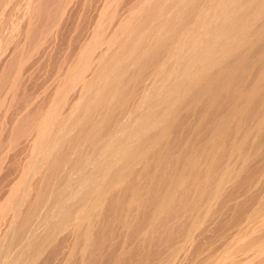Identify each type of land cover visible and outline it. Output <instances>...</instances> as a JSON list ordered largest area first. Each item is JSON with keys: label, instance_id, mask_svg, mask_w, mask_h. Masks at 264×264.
Listing matches in <instances>:
<instances>
[{"label": "rangeland", "instance_id": "rangeland-1", "mask_svg": "<svg viewBox=\"0 0 264 264\" xmlns=\"http://www.w3.org/2000/svg\"><path fill=\"white\" fill-rule=\"evenodd\" d=\"M158 1L162 2V4H161V2L159 3L158 8H160V11L163 12L164 10L167 9V7L169 6V3L171 4V2L175 3V2H180V1H184V0H178V1L177 0H170L171 2L169 0H165V1L164 0H157V1L156 0H149V1L148 0H0V238H1L0 239V250H1L0 251V264H16V263L17 264H137V263L138 264H151V263L152 264H165V263L170 264V262L173 259H171V261H168V259H167V255L169 254L167 252H170L168 250V247L170 245H168V244L169 243L171 244L172 242H174L172 244L175 245L176 243H178L177 240L182 236V232H183L185 226L190 222L189 220H191V219H188V218H191V215H192V211H190V210L193 209V215H195L196 214L195 212L198 209V207H200V205L204 202L205 197L204 198L202 197L203 201H201L202 198L199 200L200 196L204 195V193L202 192V188H203V191H209L208 190L209 188L213 190L214 189L213 187L217 185V183H215L216 180L213 181L214 179L212 177H215V179L218 178L217 182H219V178L221 175L220 171L224 167V165H226L225 166L226 168L227 167H233V161H234L233 157L237 153H239L240 150H241V153H243V152L245 153L246 150L252 151L258 145L262 146V148L259 150V152H261L260 156L258 155L259 158L256 157V160H255V158L252 159L253 162H251V164L249 165L251 167L245 168V170L241 171L242 175L239 174L241 176L238 177V179L234 182L232 187L228 188V190H225L226 194L223 193L224 197H222V198H225V196L229 195L230 192H231V194H233L234 192H235V194L236 193L238 194V192H240L244 188V187H242V185L247 184V186H248L249 183H251V181H253V179L256 177L257 173L261 169V166H262V168H264V161H263L264 160V157H263V155H264L263 154L264 153V148H263L264 147L263 146L264 145V142H263L264 139L262 137L263 136L262 132L257 127L258 122L261 123L262 126L264 125V122H263L264 111L262 110V109H264V107L262 106L263 104H261L262 103L261 101L264 102V94H262L261 97H259V98H261L260 101L258 100L257 102H254L253 104H251V106H253V107H250V110L252 108V111H251L252 114L249 111V113L251 115L248 113V118H246V115H244L245 117L243 116V118H238V117H237V119L231 118L232 122L229 120V122H231V123L228 122V128L227 129H229V130L232 129V130L228 131V132H230V135L226 132L227 130L225 131V134L222 135V137L220 139L221 141H219V145H217L219 148L217 146L216 147L212 146V148H211L212 144L210 142H208V140L210 141V139H208V138L213 137V133H211L209 131H213L215 128H217V125H214V124H218V125L220 124V122H219L220 118H222V116H224L223 114H225V112L227 113V110H228V112L231 111L232 107H229V106H232L234 104V102H236L237 97L239 96L240 92H242V89H244L243 92L246 93L247 89L248 88L250 89V87L254 83V81L256 79L255 77L259 74L258 69L256 67V64L258 62L257 61L258 57L254 56L255 57L254 58L252 56L254 59H256V57H257V60L255 61L253 58H250V62L247 63V67L250 69H247L245 67V69L239 74L237 82L234 83L236 85H230V86L228 85L230 87L229 88L230 90L226 89V88H228L227 85H220V86L216 87L219 89H216L214 91H216V93H218L220 96L219 97V103L216 105V107H214V106H213L214 108L211 107L210 102H209L211 100L210 97L204 96L203 97L204 99L202 98V100L197 102V104H194L188 111H183L185 113H181L182 115L180 114V116L178 115L179 117H178V120L176 121L177 123H175L171 127V130H170L171 134H169V139H171L172 141L169 140V146L167 148L169 150L164 149V151H162V149H160L161 146L159 145V146H156V148H153V150H151V152H150L151 156L149 155L150 156L149 158L151 159V157H152V159H154V160L149 159V161H150L149 165H151V162L154 163V161L158 160L159 156H161L160 154H158V153H160V151H161L162 155L165 152L164 155L166 156V157L163 156L164 160L162 161V165L160 164L161 165V167L159 166L160 168L157 167L158 165L155 166V168H159L158 170L155 171L156 175H154L155 174L154 170L152 171V175L155 177V180L154 179L151 180V179L146 178V180H147V182H146V181H144V179H142L143 174L147 175V173L150 170L149 168H152L151 167L152 165L151 166L148 165L149 167L146 166L148 161H147V163L145 161H142V164L140 163L139 167L136 168L134 166V168H133L134 171H132V173L129 171L130 173L128 172V174L123 175L124 177L122 179H125L122 181L123 183L121 182L119 185L117 184V186H115L116 184H113L112 186H110L111 191L108 190L109 189L108 188L104 192L106 195L103 193V196L102 197L100 196L99 199L97 200L96 199L97 195L94 194V197L96 196L95 197L96 201H98V203H100V205H97L98 203L96 201H94L95 204L91 208V206L93 204L91 202V198L89 196L87 198L82 197V195H83V194H81L82 191L77 189L75 187V185H72L73 182H71V180H70L71 183L68 182V179L66 177L76 178V176L74 174H73L74 176H71L72 174L70 173L71 174L70 175L68 173L69 169L67 171L66 166H65L67 163L64 164V166H63L65 169L62 167L63 169L61 168L57 172L58 176L57 175L56 176L58 178H56V176H55L56 173L52 174L53 173L52 168L54 166V159H56V157H58L57 153L59 152L61 147H62L61 150H63V148L67 149V151L71 150V151H69V153H70L72 159H74V160L78 159L80 155H83L86 152V151L83 152L86 148H83L84 145H82L85 142L81 136L82 135L81 130H82L83 125L77 126L78 121H79V123L81 122L80 124H84L86 122V120L88 123L89 119H90V122L91 121L93 122L94 118L101 119V117H99L97 115V111L96 112L90 111L91 113L90 114L88 113L89 112L88 110H91V108H89V107L93 104V103H91V105H90L88 103H90L94 100V97H92L93 98V99H91L92 101H89L91 98L90 96H93V95L96 96L98 93V90H100V89L101 90L99 92L100 93L102 92V87H104L103 85H104L105 81H107V78H109V76H110L109 73L115 74L118 70L120 72V70L122 69L121 71L127 70L126 74L129 76L133 70V69L130 70L129 69L130 67L127 68V66H129V64L126 65L128 60H129L128 62L130 63V61H131L130 57L131 56L133 57L134 53H135V57L141 58L142 55H140V54H142V51L141 52L139 51V47L142 45V47L146 48V45L150 44L147 47L151 48V44L153 45V43H150L151 41L149 43L146 42V44L144 43L145 46L143 43H141V38H142L143 33L145 35L146 34L145 32H148L150 29L152 30V28H150L151 27L150 25H148V27L147 26L144 27V29L147 28L146 30H148V28H150L148 31L141 30L139 32V35L137 33V35L134 38H129V35H130L131 30L133 31L138 26L137 24H139L138 12H140L142 10L145 12L144 6H146V10H147V8L149 9V7H150L149 6L151 4L150 2H152L154 4V2H158ZM167 1H168V3H167ZM163 4H164V7H163ZM160 5H162V7ZM165 5H166V7H165ZM142 7H144V8L142 9ZM143 11H142V13H143ZM135 14H137L136 16L138 18H135L136 17ZM137 19H138V21H137ZM135 21H137V24ZM178 21L179 20H177V22H173L171 24L170 30H172L174 34L171 33V31H170L171 34H169L170 37L167 40L171 39L172 41H170L171 44L170 43L166 44L167 48H169V46L172 45L173 40L177 39L178 37L180 39L182 37L183 38L185 37L182 34L183 28H181ZM129 23H131V25ZM176 24H178V25H176ZM133 25H135V26H133ZM102 26H103V28H102ZM129 26L130 27L133 26L134 29H133V27H131L132 29L130 30ZM173 29H175V30H173ZM176 30H178V31H176ZM179 31H180V33L177 34ZM125 35L129 39H135L136 38V40H134V41H136L138 43H136V42L133 43L132 42L133 40L130 41L129 39L125 41V39H127V37ZM175 35H176V38H175ZM171 36H173V37H171ZM137 38L140 40V42ZM172 38H174V39H172ZM100 39H102V40H100ZM105 40H107V41H105ZM128 41L132 42V45ZM146 41H149V40H146ZM126 42H128L131 47H129V44ZM163 42H165V41H163ZM133 44H135V45L137 44L136 46H138L140 44L141 45L136 47ZM167 45H169V46H167ZM110 46H114V47H110ZM132 46L133 47L135 46V49ZM130 48L131 49L133 48L134 50L131 51ZM128 50H130V51H128ZM82 52H84V53H82ZM113 52H115L117 54H115ZM131 52H132V54H131ZM99 53H101V54H99ZM137 54L140 57H138ZM100 56H101V59H100ZM114 58H115V63H114ZM95 59L96 60L98 59L97 61H99V62L102 59H105L104 60L105 61L104 67L109 69L108 66H110V69L109 70H107L106 68H105V70L101 69V67L104 68L103 66H101L104 64V63H102L104 61H101V63H99V62H95ZM109 59H110V61H109ZM251 60H254V61H251ZM124 61H126V63ZM93 62H95V63H93ZM97 63H99L101 65H99ZM250 63L252 65L253 64L254 65L248 66V64H250ZM84 65H85V67H84ZM124 65L126 66V69H124V67H125ZM91 66H92V68H91ZM113 66H115V68ZM97 67H99L100 70H98ZM88 68L96 70V72L95 71L93 72L92 70L88 71ZM113 69H114V71H113ZM128 69L130 70V73L128 72L129 71ZM101 70H102V72H101ZM103 70L105 72L106 71L107 72L109 71V72L105 73ZM115 70H116V72H115ZM98 71H99V74H97V75H99L100 78L97 77V79H96L94 75L96 73H98ZM259 71H261V69ZM71 72H73V73H71ZM90 72H92V73H90ZM89 73L94 77H92L91 75L89 76L88 75ZM93 73H94V75H93ZM102 73H104V74H102ZM249 73L250 74L252 73V74L250 75ZM242 75H243V78L245 77L244 79L242 78ZM90 77H92L93 79L95 78L96 82L93 83L92 81H94V80ZM70 82L72 84H70ZM89 82H91V83H89ZM80 84H82V85H80ZM84 84H86V85H84ZM90 84L94 85V87ZM246 84L247 85L250 84L251 86L250 85L246 86ZM223 86H226V87L224 88ZM243 86H244V88H242V89L239 88V87H243ZM92 87L97 92H92V90H91ZM138 88L141 89V87H138ZM245 88H246V91H245ZM66 89H67V91H66ZM139 89H137L138 92H139ZM239 89H241L240 92H238ZM219 90H220V92H219ZM104 92H105V90H104ZM236 92L238 93V95ZM100 93H98V94H100ZM262 93H264V91ZM106 94H107L106 102L108 103L109 100L112 99L113 96H112V94H109L108 91L106 92ZM110 95H111V97H110ZM83 96H85V97H83ZM136 96H135V98H136ZM108 97H110V98H108ZM232 98H234V99H232ZM87 99H89L88 103H87ZM244 99H242V102L240 101V104H243V102L246 103L245 102L246 99L245 100ZM202 102H203V104H202ZM85 103L87 105H89L87 107V110H86L87 113L85 112V109L87 106ZM230 103H232V104L230 105ZM84 104H85V107H84L85 109L82 108L81 109L82 111H81L79 108L83 107ZM257 106L259 107V110H257L258 109ZM261 106H262V108H261ZM103 107L106 108L107 105H105ZM229 108H230V110H229ZM107 109H108V107L105 110L103 108L102 109L103 112H102V110L101 111L98 110L99 111L98 113H101V115L103 113H104V115L105 114L108 115V117L105 116L106 120H108L109 116H110L109 112H107ZM254 111L257 113H255ZM75 112H76V114H75ZM81 112H82V114H81ZM260 112L263 115H261ZM84 113L88 114L91 117L93 116V118H90L89 116H87ZM229 113H227L226 115H228ZM254 113H255V115H254ZM72 114H74V116H71ZM117 114L121 116V117L119 116L120 118H122V115H121L122 113H120V110L117 112ZM46 115H47V117H46ZM52 115H53V117H51ZM219 115H221V116H219ZM253 115H254V119H253ZM76 116H80V117L79 118L77 117V119H76L75 118ZM259 116L263 119H261ZM250 117H252V118H250ZM102 118H103V115H102ZM142 118L145 119L144 116ZM255 118H257V119H255ZM47 119H50V121ZM238 119L239 120L241 119L240 126L237 125L239 122ZM245 119H247V121L250 123L253 122V120H254V122L257 121V123L256 122H255L256 124L253 123L252 124L253 127H252L251 124L249 123L250 124L249 125ZM61 120H62V122H61ZM179 120H182V121L180 122ZM213 120H216V121H213ZM234 120H236V121H234ZM95 121H96V119H95ZM198 122H200V124H202V122H203V124H202L203 126L200 125ZM243 123H247V124H244V128H243ZM39 124H41V125H39ZM45 124H47L48 126ZM49 124L52 126H50ZM61 124H62V126H61ZM204 124H206L207 126ZM186 125H188V126H186ZM254 125H256L255 127L257 128V130H255L256 128L254 127ZM65 127L69 128V129H67ZM213 127H215V128H213ZM241 127L244 131L242 129H240ZM251 127L254 128V129H252L254 132L251 130ZM38 128H40V129H38ZM245 128L246 129L248 128L247 130L251 134L249 132H246ZM46 129H47V131H46ZM58 129H60V130H58ZM65 129L66 130L71 129L69 131V132H71L70 136H68L69 138L67 137V139L65 138L66 141L63 140L64 142L60 144L61 146H58V149L59 148L60 149L59 150L57 149L58 152L56 153L57 150H56L55 145H56V143L59 144V142L61 141V140L59 141L58 138H60V136H61V134H60L61 131L62 130L65 131ZM207 129H208V132H207ZM234 129H236L237 132H239V130L241 131L240 133H238V136L241 135V137H240L241 139L239 137H235V136H237V133L235 134L236 131ZM263 129H264V127H263ZM233 130H234V133H232ZM258 130L260 133L258 132ZM199 131H200V133L202 131V133L200 134ZM41 132H43L42 135H41ZM263 132H264V130H263ZM44 133H45V135H44ZM58 133L60 134V136ZM231 133H232L233 137L231 136ZM248 133L250 134V136ZM258 133L262 134V136L259 135ZM242 134L243 135L246 134V135L243 136ZM252 134H254V135H252ZM255 134L258 136H256ZM39 135H40V137H39ZM56 135L59 137H57ZM242 136L244 139H247L248 143L245 142L246 140L243 142ZM260 136L262 138H260ZM70 137H72V138L70 139ZM79 137H81V138L79 139ZM234 137L238 138L239 140H237V141H239V142L242 140L241 145L240 144H237V145L234 144L233 147L236 148V146H237L236 149H233L231 147L232 144H230V141H232L231 143H233V142L235 143L236 139L234 140L233 139ZM251 137L253 139L257 138V139H255V141L258 140V138H259V140L260 139L261 140L260 141L258 140V142L256 141L257 142L256 143V142H254V140ZM77 138L79 139V141ZM69 139H70V141H69ZM75 139H77V141ZM250 139H252V140H250ZM262 139H263V141H262ZM80 140H83L84 142L81 141L82 142L81 143ZM195 140L197 142H195ZM73 141H75L74 145H73ZM251 141L254 143L252 144ZM261 141L263 143H261ZM78 142H80L79 145H78ZM242 142L246 143V144H243ZM236 143H238V142H236ZM71 144H72V146H70ZM170 144H172V145H170ZM209 144H211V145H209ZM229 144H230V146H229ZM251 144L253 145V147ZM52 145L55 147H53ZM80 145H82L83 149L80 147ZM193 145L194 146L196 145L195 146L196 148ZM238 145L240 147H242V149ZM254 145H255V148H254ZM207 146H209V147H207ZM157 147H158V149H157ZM203 147L205 149H203ZM214 147H215V150H214ZM54 148L56 151L54 150ZM176 148H178V149H176ZM209 148H210V152L212 150H213V152L210 153ZM230 148H232L233 150ZM50 149L51 150L53 149L55 152L51 151ZM180 149H182V150H180ZM234 150L235 151L238 150L239 152L236 151L237 153L235 154ZM214 151H215V153L217 152L216 153L217 156H216V154H213ZM222 151H224L223 155H225L227 158H224L225 156L221 155ZM52 152H54L57 156L53 153V155H55V156H53V158L50 160L49 156L52 155ZM154 152H156V153H154ZM71 153H73V154H71ZM74 154H76V156H78V157H76ZM210 154H213L216 157H214L213 155H210ZM226 154H228V155L230 154V156H233L234 154L235 155L233 157H230ZM73 155H74V157H73ZM190 155L191 156L197 155V158H199V159H197L199 165L198 164L196 165V167H195L196 170H195V168L193 169V167H191V165L187 164V163H189V157L191 158ZM237 155L235 156L236 158L234 157V159L236 161H238V159H239V157H238L239 155L238 156ZM218 156L219 157L222 156V160H221L222 162L219 161L221 159V157L219 159ZM212 157H213L214 161L211 159ZM228 157L231 161L232 160L233 161L230 162ZM187 158H188V161H187ZM226 159H228L229 161L227 162ZM176 160L179 163H176L177 162ZM236 161H234V164ZM165 162H166V164H165ZM210 162L214 163L213 167H212V163H211V167L208 166V165H210ZM229 162L231 163V165H229L230 164ZM260 162H262V163H260ZM49 163L50 164L52 163L53 166L52 165L48 166ZM215 164H216V166H215ZM218 164L220 166H217ZM221 164H224V165H221ZM183 165L186 167V173H187L185 186L182 188L183 190L181 189L182 190L181 192L183 194L180 192V190L177 191L178 192L177 196L172 201V203H170L171 207L170 206L168 207L169 209H167L165 211V214H166L165 215L164 213H161L159 211L158 205L160 203L158 201L161 200L163 193L165 192L166 188L169 186L168 183L172 184L176 180L175 178H177L176 176H177V173L179 171L178 169L181 170L182 167L184 168ZM67 166H69V165H67ZM143 167H145V168H143ZM214 167L216 169H214ZM219 167H221L220 171L217 170ZM225 167H224V169H225ZM257 167H258V169H256ZM50 168H51V170H50ZM67 168H70V167H67ZM145 169H147V170H145ZM211 169L217 170L219 177H217L218 176L217 174L213 176V174H211V172H209V171H211ZM254 169H255V171H254ZM250 170H252V171H250ZM36 171H38V172H36ZM63 171L67 172L66 176H65V173H63ZM254 174H256V175H254ZM249 175L250 176L254 175L251 177L252 180L249 178L250 177ZM49 176L50 177L52 176L53 178L51 177L52 178L51 179ZM139 176H141V177H139ZM48 179H50L51 182ZM131 179H132V181L130 182ZM248 179H249V182L247 183L246 181ZM73 180L74 179H72V181ZM243 180L246 183H243ZM206 181H208V182H206ZM137 182L138 183L140 182V183L137 184ZM211 182H212V184H211ZM236 182H239V183L236 184ZM46 183H47V185H44ZM131 183H132V185H131ZM45 186L47 187V189ZM131 186H133V188H131ZM207 186H208V188H207ZM233 186H235V188ZM237 186H239V188ZM262 186H263V188H262ZM136 187H139V189ZM240 187L242 189H240ZM24 188H25V190H24ZM64 188L68 192L67 191L64 192L65 191ZM125 188H126V193H125ZM162 188H163V190H162ZM40 189H42V190H40ZM118 189L119 190L121 189L123 192L121 190L119 191ZM131 189H137L136 190L137 194L135 193V190L131 191ZM235 189H237V190H235ZM54 190H56V191H54ZM141 190H143V191L145 190V191L141 192ZM44 191H46V192L44 193ZM107 191H109V193ZM42 192L45 195V203L43 202L42 206L39 207V205H38L39 203L37 201L42 196V194H43ZM47 192H50V194ZM132 192H133V195H131ZM46 193H47V195L48 194L49 195L47 196ZM200 193H201V195H200ZM66 195L68 198L66 197ZM143 195H145V196H143ZM245 195L243 196L244 198L241 196L242 198H239V199H237V201H234L232 203V205L230 206L231 208L230 207L226 208L225 205H224V207H222V205L224 204L223 203L224 199H222V202L220 204L221 207L219 208L220 210L218 211V209H217L218 215L215 214L216 216H218V218H220L219 220L217 219V222L219 221L218 224H216L217 222L215 223L216 220H214L215 224L210 225L211 228L209 227L210 230L208 232H210V233L207 232L208 234L207 235L205 234L206 236L203 235V237H201V240H200L202 242L206 241L207 243L205 242L202 245V243L199 241L198 242L199 244L197 246H199L200 248L206 247V251H209L211 249H212L211 251H213V249L216 251L217 247H218V250L219 249L221 250V247H219L220 244H217L218 243L217 241H220L219 243H221V241L224 239L225 236H226L225 239L226 238L228 239V237L230 236L229 234H230L231 228L229 229L226 227H231V225L233 223V218L235 219L234 221H236L238 219L237 217L242 218V216H245V214L247 212H249L250 208L251 209L255 208L254 205L256 206L258 204V202L260 201V198L264 196V183L261 184V186L259 188H255V190H252V193L249 192L248 194H245ZM53 196L55 198L57 197L56 201H55V199H53L54 198ZM58 196H61V197H58ZM106 196H107V198H106ZM134 196H135V199H134ZM131 197L134 199L135 202L138 201L137 203H139L140 201H142V203L140 202L139 204L136 203V205H134L135 204V202H134V204H132L134 206H131V208H128L127 205L129 204V202H127V201L131 200L130 199ZM190 197H191V199H190ZM89 198H90V200H89ZM121 198H123V199H121ZM61 199H62V201H61ZM87 199H88V202L85 201ZM47 200L48 201L50 200L49 201L50 203ZM120 200L121 201L123 200V201L121 202ZM195 200L201 201V202L198 203ZM46 201H47V203H46ZM105 201H106L107 205L104 203ZM64 202H66V203H64ZM73 202H74V204H73ZM196 202H197V204H196ZM3 203L4 204L7 203V204L4 205ZM85 203H87V204H85ZM63 204H67V205L63 206ZM140 204L143 206L142 209L140 207ZM34 205H36V206H34ZM46 205H47V207H46ZM53 205H55V206H53ZM69 205H71V207ZM148 206H149V208H148ZM193 206H195L194 208H196V207L197 208L194 209ZM3 207L4 208L6 207L5 210L3 209ZM41 207L43 210H41ZM58 207L60 208L59 210H58ZM96 207L98 209H96ZM137 207H138V209H137ZM233 207H235V208H233ZM17 208H18V210H17ZM71 208L73 210H71ZM86 208H89V209H86ZM174 208H176V209H174ZM47 209L50 211L47 212ZM54 209H55V211H54ZM222 209H225V211L223 210L221 212ZM98 210L101 213L98 212ZM154 210H157L158 213L160 212V215L157 213V211H154ZM13 211H16V212H13ZM57 211H59L60 213L57 214L58 213ZM197 211H199V209ZM31 212L35 213V215L33 213L35 218L30 225L31 228L29 227L30 228L29 230L31 232L28 234L29 230H26L27 233L25 235L24 232L21 231L23 228H22V225H20L19 223L22 224L23 217L25 218L26 216L31 214ZM61 212H64L65 218L62 215L63 213H61ZM66 213L69 214L68 216H70V214H72L70 222L73 220H74V222H72V223L67 222L66 223V220H68V218H69L68 216H66L67 215ZM82 213H83V215H82ZM36 215H38V216H36ZM54 215L56 216L55 218H54ZM80 215H81V218H80ZM220 215H221V217H220ZM40 216H42L43 219H40ZM60 216H62L63 218H61ZM116 216H117V218H115ZM58 217L60 218V220ZM82 217H84V218H82ZM152 217H154V219ZM37 218L40 221H37ZM136 218H137V220H136ZM61 219H63L65 221L64 224H66V225L63 224V226H62V223L64 221L62 222ZM96 219H97V221H96ZM152 219L154 221H152ZM79 220H82V222L83 221L84 222L82 223ZM115 220H117V221H115ZM149 220H150V222H148ZM50 221H51V223H50ZM57 221H58V223H57ZM10 222H11V224H10ZM86 222H87V224H86ZM59 223H61V225H59ZM79 223L80 224L82 223V224L80 225ZM150 224H153V226ZM109 225L111 227H109ZM57 226H58V229L60 231H58ZM79 226H81V228ZM50 227H52V228H50ZM87 230L89 232L92 230L93 232L91 231V233L93 235L95 234V236H93V237H95L96 240H98L95 242V245H94V242L92 243V241L89 240L90 238L88 239V237H86L87 235L85 233H89ZM99 230H101V231H99ZM104 230H106V231H104ZM150 230H152V231H150ZM165 231H167V232H165ZM225 231H227L226 232L227 234L229 232V234L226 235ZM219 233L222 235L220 236ZM79 234H81V236ZM28 235H30V236H28ZM96 235H97V237H96ZM218 235L220 237H223V239L220 238ZM103 236H105V237H103ZM80 237H81V239H80ZM205 237H206V239H205ZM217 237H219V240L217 239ZM202 239H204V240H202ZM220 239H222V240H220ZM179 240H181V238ZM209 240H211V243L216 242V243H213L212 245L215 244L214 246H217V245L218 246L213 248V246L210 245L211 243L209 242ZM215 240H217V241H215ZM35 242H36V244H35ZM172 244L169 247V249L172 248ZM207 244L210 246H207ZM35 245H36V247H35ZM138 245H140V246H138ZM86 246H88L89 248ZM165 246L167 249L165 248ZM92 247H94V250ZM210 247H212V248L210 249ZM27 248H29V249H27ZM147 248H148V250H147ZM7 249H8V251H7ZM139 258H141V259H139ZM158 260H159V262H158ZM166 261H168L169 263ZM184 261L186 262V260H184ZM185 262H183L182 264H184ZM260 262H261V264L264 263V261L263 262L262 261H254V263L253 262L252 263L253 264H260Z\"/></svg>", "mask_w": 264, "mask_h": 264}, {"label": "bare ground", "instance_id": "bare-ground-1", "mask_svg": "<svg viewBox=\"0 0 264 264\" xmlns=\"http://www.w3.org/2000/svg\"><path fill=\"white\" fill-rule=\"evenodd\" d=\"M149 1V0H148ZM157 1V0H156ZM165 1V0H164ZM163 1V2H164ZM170 1V0H169ZM178 1V0H177ZM146 2V1H145ZM161 1L158 2H154V4L152 2H150L149 4V9L147 8L146 10V6L145 7V12L140 11L138 12V17L136 16L137 14H135V18H138L137 21L139 22V24L136 25L137 27L134 29L133 26V31L131 30L132 28L130 27L129 29L131 30L129 38H134L137 33L139 35V32L141 30H145L148 31L150 28H152V30L150 29L148 32H145L146 34L142 35L141 38V43H145L146 42H150L153 43V45L151 44V48H148L147 46H149L150 44L146 45L145 47H142V45H138L139 47V51H142V57L141 58H137L135 57V53L134 56L130 57V63L127 61H124L126 63V65L129 64V66H127V68H129L130 70H132V72L130 73V70L128 71L130 73V75L128 76L127 70L125 71H121L119 72V70L116 72L115 70V74H110L109 78H107V81H105L104 83V87H102V92L100 93L98 90V94L95 96H90V100L87 99V103L88 100L92 101L91 99H93L92 97H94V100L88 104L91 105V103H93L89 108H91V110H88L89 114L91 113L90 111H97V115L99 117H101V119L99 118H94L93 122H89L87 123V120L84 124H80L78 121L77 126H82V138L83 140H80L84 142V147L86 148L83 152H85L83 155H80L78 159H72L69 151L68 150L61 147V149H58V146H61L60 144L63 143L68 136H70L69 132L70 130H66L65 131H61V136L59 139V144L56 143V151L55 148L54 150L56 151L58 157H56V159H54V166L52 165V163L48 164L52 165V174H55V176L57 175V172L64 166V164H66V170L68 171V173L71 176H76V178L73 177H66L68 179V182L72 183V185H75V187L77 189H79L80 191H82L81 194L82 197H90L91 198V203L93 207V205L95 204L94 201H96V199L98 200L99 197L103 196V193L108 189L110 190V186H112L113 184H116L115 186H117V184L119 185L123 180L122 179L124 176V174H128V172L130 171L132 173L134 166L137 168L139 167L140 163L142 164V161H145L147 163L146 166L149 167L151 166L152 168H149V172L147 173V175L143 174L142 179H144V181L147 182V179H154L155 177L152 175V171L154 170V175H156V170H158L161 165H162V161L164 160V153L163 155L160 154L161 156H159L157 161L151 162V165H149L150 161H149V157L151 150H153V148H156V146H161L160 149H162V151H164V149H167L169 146V134L171 127L177 123L176 121L178 120V117L180 116L181 113H185L183 111H188L194 104H197V102H199L200 100H202V98L204 96H209L210 97V106L211 107H216V105L219 103V94L216 93V88L217 86L220 85H227L229 89L230 85H236L234 83L237 82L238 80V76L239 74L245 69V67L247 69H250L247 67V63L250 62V58H253L254 56L257 57L256 59H254L255 61L257 60V64L256 67L258 69L259 74L255 77V81L252 84V86L250 87V89H247V92H243L244 86L243 87H239L242 89L238 90V92H240L239 96L237 97L236 102H234V104L231 108V111L227 113H229L228 115H226L227 113L225 112V114H223L224 116H222V118H220L219 122L220 124H214L217 125V128H215L213 131H209L211 133H213V137H209L208 139H210V141L208 140V142H210L211 144V148L212 146H217L219 145V141H221V137L223 134H225V131L230 135L231 131L228 128V122L229 120L231 121V118H243L244 115H246V118H248V113L249 111H252V108L250 110L251 104H253L254 102H257L258 100L260 101L261 95L264 94L262 93L264 91V0H184V1H180V2H175L171 4L169 3V6L167 7L166 10H164L163 12L160 11L159 7V3ZM174 2V1H173ZM147 3V2H146ZM168 3V1H167ZM162 4V2H161ZM142 5V4H141ZM144 5V4H143ZM146 5V4H145ZM168 5V4H167ZM162 7V5H160ZM106 7V6H105ZM129 7V6H128ZM142 7V9L144 8ZM164 7V4H163ZM166 7V5H165ZM140 8V7H139ZM108 9V8H107ZM137 9V8H136ZM139 10V9H138ZM162 10V9H161ZM106 12V11H105ZM131 14V13H130ZM129 14V15H130ZM28 15V14H27ZM117 15V14H116ZM21 18V17H20ZM39 18V17H38ZM54 18V17H53ZM134 18V17H133ZM93 19V18H92ZM13 20V19H12ZM130 20V19H129ZM136 20V19H135ZM179 23V25L181 26V28H183L182 30V34L185 36L182 40L178 37L177 39L173 40V43L171 46H169V48L166 47V44H169L170 40L169 39V34L173 33L172 30H170L171 24L173 22H177ZM132 22V21H131ZM56 23V22H55ZM81 23V22H80ZM122 24V23H121ZM131 25V23H129ZM134 24V23H133ZM175 24V23H174ZM62 25V24H61ZM148 25H150L151 27L148 28V30H146L147 28L144 29V27H148ZM178 25V24H176ZM53 26V25H52ZM103 28V26H102ZM125 28V27H124ZM123 28V29H124ZM128 28V27H127ZM80 29V28H79ZM126 29V28H125ZM178 29V28H177ZM35 30V29H34ZM129 30V31H130ZM175 30V29H173ZM180 30V29H179ZM105 31V30H104ZM116 31V30H115ZM128 31V30H127ZM126 31V32H127ZM142 31V32H143ZM171 31V33H170ZM178 31V30H176ZM118 32V31H117ZM125 32V33H126ZM96 33V32H95ZM103 33V32H102ZM115 33V32H114ZM119 33V32H118ZM176 33V32H175ZM180 31L177 33L179 34ZM32 34V33H31ZM116 34V33H115ZM174 34V33H173ZM182 35V36H183ZM126 36V35H125ZM141 36V35H140ZM127 37V36H126ZM173 37V36H171ZM45 38V37H44ZM98 38V37H97ZM116 38V37H115ZM127 37L126 40L129 39ZM150 38V39H149ZM176 38V35H175ZM138 39V38H137ZM174 39V38H172ZM102 40V39H100ZM130 41H132L133 43L136 42L134 40L135 39H129ZM139 40V39H138ZM149 40V41H146ZM46 41V40H45ZM107 41V40H105ZM124 41V42H125ZM128 41V42H130ZM145 41V42H144ZM165 41V42H163ZM168 41V42H167ZM93 42V41H92ZM126 42V43H128ZM132 42L131 45H132ZM140 42V40H139ZM167 42V43H166ZM138 43V42H136ZM109 44V43H108ZM115 44V43H114ZM129 44V43H128ZM144 44V46H145ZM171 44V43H170ZM91 45V44H90ZM113 45V44H112ZM135 45V44H133ZM137 45V44H136ZM135 45V46H136ZM98 46V45H97ZM109 46V45H108ZM135 46L133 47L135 49ZM136 46V47H138ZM82 47V46H81ZM93 47V46H92ZM110 47H114V46H110ZM109 47V48H110ZM129 47L130 44H129ZM88 48V47H87ZM131 49V51H133L134 49ZM138 49V48H137ZM136 49V50H137ZM86 50V49H85ZM84 50V51H85ZM89 51V50H88ZM91 51V50H90ZM112 51V50H111ZM114 51V50H113ZM120 51V50H119ZM130 51V50H128ZM138 51V52H139ZM135 52V51H134ZM14 53V52H13ZM84 53V52H82ZM115 53V52H113ZM123 53V52H122ZM137 53V52H136ZM101 54V53H99ZM104 54V53H103ZM109 54V53H108ZM117 54V53H115ZM132 54V52H131ZM130 54V55H131ZM139 54V53H138ZM137 54L138 57H140ZM123 55V54H122ZM93 56V55H92ZM102 56V55H101ZM100 56V59H101ZM124 56V55H123ZM126 56V55H125ZM253 56V57H252ZM90 57V56H89ZM107 57V56H106ZM87 58V57H86ZM103 58V57H102ZM113 58V57H112ZM123 58V57H122ZM128 58V57H127ZM132 58V59H131ZM99 59V60H100ZM124 59V58H123ZM78 60V59H77ZM98 60V59H97ZM95 59V62H99ZM105 59H102L101 61H104ZM251 60V61H254ZM80 61V60H79ZM94 61V60H93ZM101 61L99 63H101ZM110 61V59H109ZM117 61V60H116ZM85 62V61H84ZM88 62V61H87ZM93 62V63H95ZM112 62V61H111ZM97 63V64H99ZM104 63L101 66H105V61L102 62ZM109 63V62H108ZM114 63H115V58H114ZM120 63V62H119ZM122 63V62H121ZM256 63V62H255ZM111 64V63H110ZM117 64V63H116ZM96 65V64H95ZM98 65V66H99ZM109 65V64H108ZM112 65V64H111ZM252 65L251 63L248 64ZM254 65V64H253ZM252 65V66H253ZM94 66V65H93ZM107 66V65H106ZM122 66V65H121ZM125 66V65H124ZM123 66V67H124ZM85 67V65H84ZM95 67V66H94ZM110 69V66H108ZM115 68V66H113ZM83 68V67H82ZM92 68V66H91ZM91 68H88L89 70H92L93 72L96 70H93ZM98 70L99 67H97ZM106 67L101 69L105 70ZM117 68V67H116ZM255 68V67H254ZM107 69V68H106ZM107 69V70H109ZM124 69H126V66L124 67ZM252 69V68H251ZM261 69V71H259ZM87 70V69H86ZM103 70V71H104ZM112 70V69H111ZM84 71V70H83ZM114 71V69H113ZM250 71V70H249ZM78 72V71H77ZM102 72V70H101ZM105 72V71H104ZM109 72V71H108ZM107 71L105 73H108ZM73 73V72H71ZM88 73V72H87ZM92 73V72H90ZM88 74L89 76L91 74ZM255 73V72H254ZM84 74V73H83ZM99 71L98 73H96L94 75L95 78L97 79V77H99ZM101 74V73H100ZM104 74V73H102ZM108 74V75H109ZM250 74V73H249ZM248 74V75H249ZM252 74V73H251ZM250 74V75H251ZM79 75V74H78ZM77 75V76H78ZM97 75V76H96ZM107 75V76H108ZM92 76V75H91ZM92 76V77H94ZM80 77V76H79ZM90 77V78H92ZM75 78V77H74ZM78 78V77H77ZM93 79L94 81H92L93 83L96 82V79ZM100 78V77H99ZM98 78V79H99ZM106 78V77H105ZM243 78V75H242ZM245 78V77H244ZM243 78V79H244ZM60 79V78H59ZM72 79V78H71ZM76 79V78H75ZM81 80V79H80ZM84 80V79H83ZM88 80V79H87ZM100 80V79H99ZM103 80V79H102ZM105 80V79H104ZM85 81V80H84ZM90 81V80H89ZM72 82V81H71ZM70 82V84H72ZM79 82V81H78ZM77 82V83H78ZM241 82V81H240ZM91 83V82H89ZM101 83V82H100ZM103 83V82H102ZM246 83V82H245ZM67 84V83H66ZM96 84V83H95ZM144 84V85H143ZM82 85V84H80ZM86 85V84H84ZM92 85V84H90ZM89 85V86H90ZM97 85V84H96ZM229 85V86H228ZM246 84V86H249ZM71 86V85H70ZM88 86V85H87ZM94 87V85H92ZM143 86V87H142ZM239 86V85H238ZM92 87V92H97L95 89H93ZM138 87H141V89H139ZM224 88L226 86H223ZM88 88V87H87ZM100 88V87H99ZM221 88V87H220ZM238 88V87H237ZM70 89V88H69ZM76 89V88H75ZM105 92H104V90ZM137 89H139V92L137 91ZM223 89V88H222ZM221 89V90H222ZM90 90V89H89ZM90 90V91H91ZM94 90V91H93ZM230 90V89H229ZM233 90V89H232ZM67 91V89H66ZM85 91V90H84ZM87 91V90H86ZM108 91L109 94H112V99L109 100V102H106L107 99V94L106 92ZM246 91V88H245ZM63 92V91H62ZM138 92V93H137ZM220 92V90H219ZM222 92V91H221ZM230 92V91H229ZM64 93V92H63ZM81 93V92H80ZM91 93V92H90ZM137 93V94H136ZM233 93V92H232ZM237 93V92H236ZM95 94V93H94ZM223 94V93H222ZM88 95V94H87ZM137 95V96H136ZM229 95V94H228ZM238 95V93H237ZM136 96V98H135ZM236 96V95H235ZM234 96V97H235ZM85 97V96H83ZM111 97V95H110ZM108 97V98H110ZM208 97V98H209ZM223 97V96H222ZM221 97V98H222ZM263 97V96H262ZM246 99V103L243 102V104H240V101L242 102V99ZM81 99V98H80ZM204 99V98H203ZM234 99V98H232ZM244 99V100H245ZM207 100V99H206ZM228 101V100H227ZM231 101V100H230ZM73 102V101H72ZM83 102V101H82ZM85 102V101H84ZM263 104L262 106L264 107V102L261 101ZM79 103V102H78ZM228 103V102H227ZM239 103V104H238ZM86 104V103H85ZM85 104L83 107L79 108L80 110L82 108L85 107ZM203 104V102H202ZM232 103H230L231 105ZM80 105V104H79ZM82 105V104H81ZM87 105V104H86ZM107 105L108 109L107 112H109V119L106 120V117H108V115H102L101 113H98V110H102L104 108V110L107 108L103 107ZM89 105L86 106L85 112L87 113V107ZM208 106V105H207ZM261 106V108H262ZM75 107V106H74ZM93 107V108H92ZM195 107V106H194ZM213 107V108H214ZM258 107V106H257ZM102 108V109H101ZM206 108V107H205ZM210 108V107H209ZM202 109V108H201ZM204 109V108H203ZM225 109V108H224ZM57 110V109H56ZM120 110V113H122V118H120L121 116L117 114V112ZM192 110V109H191ZM218 110V109H217ZM230 110V108H229ZM259 110V107L258 109ZM256 110V111H257ZM264 111V109H262ZM261 110V111H262ZM58 111V110H57ZM82 111V110H81ZM213 111V110H212ZM215 111V110H214ZM62 112V111H61ZM78 112V111H77ZM103 112V110H102ZM105 112V111H104ZM106 112V113H107ZM216 112V111H215ZM255 112V111H254ZM49 113V112H48ZM54 113V112H53ZM79 113V112H78ZM84 113V114H86ZM192 113V112H191ZM217 113V112H216ZM257 113V112H255ZM254 113V115H255ZM263 113V112H262ZM76 114V112H75ZM82 114V112H81ZM83 114V115H84ZM96 114V113H95ZM221 114V113H220ZM250 114V113H249ZM252 114V112H251ZM250 114V115H251ZM261 114V112H260ZM79 115V114H78ZM87 116H89L88 114H86ZM85 115V116H86ZM179 115V116H178ZM182 115V114H181ZM212 115V114H211ZM210 115V116H211ZM254 115H253V119H254ZM257 115V114H256ZM263 115V114H261ZM71 116H74V114H72ZM84 116V117H85ZM97 116V117H98ZM118 116V117H117ZM120 116V117H119ZM145 117L142 118V117ZM194 116V115H193ZM202 116V115H201ZM209 116V117H210ZM221 116V115H219ZM258 116V115H257ZM256 116V117H257ZM47 117V115H46ZM50 117V116H49ZM53 117V115L51 116ZM77 117L79 118L80 116H76L75 118L77 119ZM83 117V116H82ZM90 118H93V116H89ZM95 117V116H94ZM184 117V116H183ZM189 117V116H188ZM199 117V116H198ZM213 117V116H212ZM245 117V116H244ZM260 117V116H259ZM58 118V117H57ZM63 118V117H62ZM185 118V117H184ZM192 118V117H191ZM202 118V117H201ZM211 118V117H210ZM252 118V117H250ZM261 118V117H260ZM264 118V117H263ZM261 118V119H263ZM70 119V118H69ZM82 119V118H81ZM80 119V120H81ZM96 119V121H95ZM99 119V120H98ZM144 119V120H143ZM203 119V118H202ZM257 119V118H255ZM259 119V118H258ZM50 121V119H47ZM55 120V119H54ZM68 120V119H67ZM205 120V119H204ZM210 120V119H209ZM244 120V119H243ZM247 121V119H245ZM249 120V119H248ZM260 120V119H259ZM75 121V120H74ZM180 122L182 120H179ZM196 121V120H195ZM216 121V120H213ZM236 121V120H234ZM238 126H240V121L238 119ZM261 121V120H260ZM62 122V120H61ZM60 122V123H61ZM201 122V121H200ZM200 122H198L200 124ZM232 122V121H231ZM229 122V123H231ZM257 123V121H255ZM254 120L253 122H248L247 123L252 124L255 123ZM262 122V121H261ZM264 122V120H263ZM44 123V122H43ZM76 123V122H75ZM74 123V124H75ZM186 123V122H185ZM197 123V124H198ZM217 123V122H216ZM247 123H243V128H244V124ZM255 123V124H256ZM71 124V123H70ZM80 124V125H79ZM190 124V123H189ZM198 124V125H199ZM203 124V122H202ZM200 124V125H202ZM207 124V123H206ZM204 124V125H206ZM233 124V123H232ZM235 124V123H234ZM249 124V125H250ZM41 125V124H39ZM47 125V124H45ZM50 125V124H49ZM181 125V124H180ZM191 125V124H190ZM213 125V126H214ZM236 125V124H235ZM48 126V125H47ZM52 126V125H50ZM62 126V124H61ZM188 126V125H186ZM193 126V125H192ZM203 126V125H202ZM207 126V125H206ZM209 126V125H208ZM242 126V125H241ZM248 126V125H247ZM256 125H254L255 127ZM59 127V126H58ZM72 127V126H71ZM75 127V126H74ZM175 127V126H174ZM185 127V126H184ZM199 127V126H198ZM205 127V126H204ZM253 127V126H252ZM251 127V130L254 129ZM258 129L262 132V134H259V130H258V134L261 135L264 139V132H263V127L261 123L258 122L257 125ZM47 128V127H46ZM64 128V127H63ZM67 128V127H65ZM76 128V127H75ZM81 128V127H80ZM239 128V127H238ZM256 128V127H255ZM40 129V128H38ZM69 129V128H67ZM210 129V128H209ZM242 129V127L240 128ZM246 129V128H245ZM248 129V128H247ZM246 129V132H249ZM60 130V129H58ZM80 130V129H79ZM177 130V129H176ZM179 130V129H178ZM183 130V129H182ZM212 130V129H211ZM236 131V129H234ZM234 130L232 133H234ZM243 130V129H242ZM250 130V131H251ZM257 130V128L255 129ZM42 131V130H41ZM47 131V129H46ZM45 131V132H46ZM185 131V130H184ZM244 131V130H243ZM253 131V130H252ZM75 132V131H74ZM73 132V133H74ZM208 132V129H207ZM241 131L239 130V132H235V134L237 133V136L235 137H241L238 136V133H240ZM254 132V131H253ZM43 132H41L42 135ZM174 133V132H173ZM196 133V132H195ZM200 133V131H199ZM202 133V131H201ZM200 133V134H201ZM206 133V132H205ZM210 133V134H211ZM226 133V134H227ZM231 133V136H232ZM245 133V132H244ZM250 133V132H249ZM248 133V134H249ZM257 133V132H256ZM25 134V133H24ZM81 134V133H80ZM79 134V135H80ZM199 134V135H200ZM207 134V133H206ZM251 134V133H250ZM249 134V136H250ZM45 135V133H44ZM72 135V134H71ZM78 135V134H77ZM173 135V134H172ZM198 135V134H197ZM205 135V134H204ZM212 135V134H211ZM243 135V134H242ZM246 135V134H245ZM243 135V136H245ZM254 135V134H252ZM256 135V134H255ZM57 136V135H56ZM57 136V137H59ZM75 136V135H74ZM195 136V135H194ZM242 136V138H243ZM248 136V135H247ZM258 136V135H256ZM260 136V138H262ZM40 137V135H39ZM51 137V136H50ZM78 137V136H77ZM171 137V136H170ZM179 137V136H178ZM201 137V136H200ZM233 137V136H232ZM233 138L235 140V143H231L232 141H230L231 147L233 149L237 148V144L241 145V141L243 140V142H247V139H242L240 142L237 141L239 140L238 138ZM255 137V136H254ZM38 138V137H37ZM55 138V137H54ZM66 138V139H65ZM69 138V137H68ZM72 137H70L71 139ZM81 137H79L80 139ZM247 138V137H246ZM250 138V137H249ZM252 138V137H251ZM57 139V140H58ZM69 139V141H70ZM78 139V138H77ZM77 139H75L77 141ZM78 139V141H79ZM178 139V138H177ZM232 139V138H231ZM232 139V140H233ZM241 139V138H240ZM253 139V138H252ZM250 139V140H252ZM257 139V138H255ZM254 142H258V140H256ZM262 139V141H263ZM38 140V139H37ZM46 140V139H45ZM73 140V139H72ZM182 140V139H181ZM180 140V141H181ZM197 140V139H196ZM195 140V142H197ZM228 140V139H227ZM226 140V141H227ZM233 140V141H234ZM261 140V139H260ZM259 140V141H260ZM68 141V142H69ZM172 141V140H171ZM189 141V140H188ZM223 141V140H222ZM225 141V140H224ZM229 141V140H228ZM249 141V140H248ZM261 141V143H263ZM72 142V141H71ZM73 141V145H74ZM78 142V145L79 143ZM190 142V141H189ZM238 142V143H236ZM242 142V143H243ZM252 142V141H251ZM252 142V144L254 143ZM256 142V143H257ZM82 143V142H81ZM179 143V142H178ZM199 143V142H198ZM229 143V142H228ZM248 143V142H247ZM255 143V144H256ZM51 144V143H50ZM66 144V143H65ZM76 144V143H75ZM201 144V143H200ZM208 144V143H207ZM224 144V143H223ZM222 144V145H223ZM229 144V146H230ZM234 144H236V148H234ZM246 144V143H243ZM250 144V143H249ZM251 144V145H252ZM82 145H80V147L82 148ZM172 145V144H170ZM202 145V144H201ZM221 145V146H222ZM257 145V144H256ZM53 146V145H52ZM53 146V147H55ZM72 146V144L70 145ZM187 146V145H186ZM194 146V145H193ZM196 146V145H195ZM194 146V147H195ZM239 146V145H238ZM243 146V145H242ZM247 146V145H246ZM264 146V145H263ZM75 147V146H74ZM77 147V146H76ZM181 147V146H180ZM192 147V146H191ZM193 147V148H194ZM202 147V146H201ZM200 147V148H201ZM209 147V146H207ZM214 147V150H215ZM218 147V146H217ZM240 147V146H239ZM253 147V145H252ZM251 147V148H252ZM82 148V149H83ZM183 148V147H182ZM192 148V149H193ZM196 148V147H195ZM219 148V147H218ZM230 148V149H232ZM242 149V147H240ZM239 148V149H240ZM246 148V147H245ZM250 148V149H251ZM255 148V145H254ZM262 148L261 145H258L255 149H253L252 151H245V153H241L238 150H235V154L239 157L238 161H236L234 159L233 156H230V154H226L230 157H233V160L236 161L234 164L233 161V167H225L226 165H224V167L221 169L219 167L217 170H219L220 172V178H219V182H217L218 178L215 179V177H212L215 181V183H217L216 186H214L213 190L212 189H208L209 191H203L202 188V192L204 193V195L200 196L199 200L203 197H205L204 202L200 205V207H198L199 211L196 210V214L193 215V209H191L190 211H192V215L191 219L189 220L190 222L185 226L183 232H182V236L180 237L181 240H177L178 243H176L175 245H173L172 242V248L169 249V247L171 246V244L169 243L168 245H170L168 247V250L170 252L167 255V259L168 261H171V259H173L170 264H182L183 262H185L184 260H186V262L184 264H253L254 261H264V196L260 198V201L258 202V204L254 207L253 209L250 208L249 212H247L245 214V216H242V218L237 217L238 219L236 221H234L235 219L233 218V223L231 225V227H226V228H231L230 230V234L228 232V234L230 235L228 237V239L226 240L225 237L223 239V237H220L222 234H220V240L221 243H219L220 241H217V244H220L219 247H221V250H218V245L214 246L212 245L213 242L211 243V240H209V242L211 243L210 245L213 246V248L217 247V252L213 249V251H211L212 247H210L211 250L206 251V247L204 248H200L199 246H197L199 243V241L201 240V237H203V235H207L212 224H215L217 222V219L219 220L220 218H218L217 214V209L218 211L220 210L219 208L221 207L220 204L222 202V199H224V204L222 205V207L229 208L232 203L234 201H237V199L242 198L245 194H248L249 192L252 193V190H255V188H259L261 186V184L264 183V168H262L259 170V172L254 175H256V177L253 179V181H251V183H249V185L247 186V184L242 185V187H244L243 189L240 187V189H242L240 192H238V194L236 195L235 192L233 194H231V192L229 193V195L224 197L223 193L226 194L225 190H228V188L232 187V185L234 184V182L238 179L239 176H241V171L245 170V168H250L251 166H249L251 164V162H253V158L258 157V155L260 156L261 152H259V150ZM264 148V147H263ZM158 149V147H157ZM178 149V148H176ZM203 149H205L203 147ZM202 149V150H203ZM232 149V150H233ZM51 150V149H50ZM53 149L51 151H54ZM182 150V149H180ZM199 150V149H198ZM201 150V149H200ZM219 150V149H218ZM217 150V151H218ZM224 150V149H223ZM42 151V150H41ZM54 151V152H55ZM74 151V150H73ZM157 151V150H156ZM204 151V150H203ZM220 151V150H219ZM225 151V150H224ZM224 151H222V154L224 153ZM229 151V150H228ZM231 151V150H230ZM233 151V152H234ZM52 152V155L49 156V159L51 160L53 158V156H55L56 154ZM76 152V151H75ZM190 152V151H189ZM209 152H210V148H209ZM213 152V150L211 151ZM210 152V153H211ZM53 153L55 155H53ZM156 153V152H154ZM205 153V152H204ZM207 153V152H206ZM217 153V152H216ZM215 151L213 154H216ZM227 153V152H226ZM73 154V153H71ZM77 154V153H76ZM76 154H74L76 156ZM170 154V153H169ZM210 154V155H213ZM264 154V153H263ZM40 155V154H39ZM43 155V154H42ZM56 155V156H57ZM73 155V157H74ZM150 155V156H149ZM154 155V154H153ZM152 155V156H153ZM156 155V154H155ZM192 155V154H191ZM190 155V156H191ZM207 155V154H206ZM184 156V155H183ZM201 156V155H200ZM214 156V155H213ZM217 156V154H216ZM214 156V157H216ZM225 156V155H223ZM78 157V156H76ZM166 157V156H165ZM185 157V156H184ZM202 157V156H201ZM219 157V156H218ZM217 157V158H218ZM221 157V159H220ZM219 157V161L222 162V156ZM237 157V158H238ZM264 157V155H263ZM55 158V157H54ZM155 158V157H154ZM168 158V157H167ZM183 158V157H182ZM186 158V157H185ZM224 158H227L226 156ZM223 158V159H224ZM236 158V157H235ZM259 158V157H258ZM37 159V158H36ZM152 159V157H151ZM150 159V160H151ZM199 158H197V155L191 156V158L189 157V165H191V167H193V169L196 167V165L198 164V160ZM203 159V158H202ZM213 160V157L211 158ZM215 159V158H214ZM229 159V157H228ZM227 160V162L230 160ZM49 160V161H50ZM154 160V159H152ZM170 160V159H169ZM186 160V159H185ZM204 160V159H203ZM254 160V161H255ZM177 161V160H176ZM188 161V158H187ZM186 161V162H187ZM214 161V160H213ZM217 161V160H216ZM230 160V162H232ZM259 161V160H258ZM264 161V160H263ZM170 162V161H169ZM175 162V161H174ZM224 162V161H223ZM229 162V163H230ZM257 162V161H256ZM48 163V162H47ZM139 163V164H138ZM172 163V162H171ZM176 163H179L178 161ZM211 163L210 165H208L209 167H211ZM217 163V162H216ZM226 163V162H225ZM228 163V164H229ZM258 163V162H257ZM262 163V162H260ZM35 164V163H34ZM161 164V165H160ZM166 164V162H165ZM207 164V163H206ZM212 163V167H213ZM220 164V163H219ZM217 166H220V165ZM69 165V166H67ZM138 165V166H137ZM149 165V166H148ZM158 165V166H157ZM199 165V164H198ZM203 165V164H202ZM231 165V163L229 164ZM143 166V165H142ZM155 166L159 167V168H155ZM174 166V165H173ZM181 166V165H180ZM184 166V165H183ZM216 166V164H215ZM254 166V165H253ZM260 166V165H259ZM33 167V166H32ZM70 167V168H67ZM190 167V166H189ZM208 167V168H209ZM31 168V167H30ZM64 168V167H63ZM62 168V169H63ZM145 168V167H143ZM180 168V167H179ZM202 168V167H201ZM205 168V167H204ZM203 168V169H204ZM255 168V167H254ZM260 168V167H259ZM47 169V168H46ZM65 169V168H64ZM139 169V168H138ZM162 169V168H161ZM172 169V168H171ZM207 169V168H206ZM214 169H216L214 167ZM258 169V167L256 168ZM51 170V168H50ZM137 170V169H136ZM141 170V169H140ZM147 170V169H145ZM177 170V169H176ZM179 170V171H178ZM178 173H177V178H175L176 180L171 184L168 183V187L166 188L165 192L163 193V196L161 198L160 201H158L160 204L159 206V211L161 213L165 214V211L167 209H169L168 207L170 205V203H172V201L175 199V197L177 196V191L180 190V192L183 190L182 188L185 186L186 183V167L184 166V168L182 167L181 170L178 169ZM192 170V169H191ZM196 170V168H195ZM194 170V171H195ZM209 170V169H208ZM217 170H212L209 171L211 172V174L214 175H218L217 177H219L218 171ZM253 170V169H252ZM250 170V171H252ZM40 171V170H39ZM65 171V170H64ZM65 176L67 172H64ZM255 171V169H254ZM258 171V170H257ZM38 172V171H36ZM41 172V171H40ZM47 172V171H46ZM49 172V171H48ZM129 172V173H130ZM145 172V171H144ZM172 172V171H171ZM188 172V171H187ZM193 172V171H192ZM139 173V172H138ZM142 173V172H141ZM158 173V172H157ZM160 173V172H159ZM196 173V172H195ZM201 173V172H200ZM205 173V172H204ZM68 174V175H69ZM74 174V175H73ZM241 174V175H239ZM249 174V173H248ZM39 175V174H38ZM45 175V174H44ZM67 175V176H68ZM69 175V176H70ZM140 175V174H139ZM160 175V174H159ZM254 175H249L250 179L252 180V176ZM34 176V175H33ZM58 176V175H57ZM56 176V178H58ZM129 176V175H128ZM135 176V175H134ZM137 176V175H136ZM189 176V175H188ZM201 176V175H200ZM245 176V175H244ZM247 176V175H246ZM24 177V176H23ZM50 177V176H49ZM52 177V176H51ZM50 177V178H51ZM141 177V176H139ZM159 177V176H158ZM207 177V176H206ZM209 177V176H208ZM53 178V177H52ZM51 178V179H52ZM55 178V177H54ZM247 178V177H246ZM72 179H74L72 181ZM140 179V178H139ZM158 179V178H157ZM194 179V178H193ZM50 182L51 180L48 179ZM71 180V182H70ZM138 180V179H137ZM150 180V181H151ZM153 180V181H154ZM195 180V179H194ZM46 181V180H45ZM132 181V179L130 180V182ZM134 181V180H133ZM164 181V180H163ZM188 181V180H187ZM212 181V182H213ZM127 182V181H126ZM135 182V181H134ZM133 182V183H134ZM142 182V181H141ZM160 182V181H159ZM162 182V181H161ZM168 182V181H167ZM208 182V181H206ZM211 182V184H212ZM247 183L249 182V179L246 181ZM243 180V183H246ZM54 183V182H53ZM59 183V182H58ZM123 183V182H122ZM129 183V182H128ZM140 183V182H139ZM137 182V184H139ZM143 183V182H142ZM156 183V182H155ZM214 183V184H215ZM239 182H236V184ZM209 184V183H208ZM213 184V185H214ZM44 185H47L44 184ZM51 185V184H50ZM63 185V184H62ZM122 185V184H121ZM132 185V183H131ZM152 185V184H151ZM167 185V184H166ZM260 185V186H259ZM60 186V185H59ZM64 186V185H63ZM143 186V185H142ZM141 186V187H142ZM157 186V185H156ZM159 186V185H158ZM196 186V185H195ZM210 186V185H209ZM212 186V185H211ZM240 186V185H239ZM239 186H237L239 188ZM26 187V186H25ZM46 187V186H45ZM50 187V186H49ZM74 187V188H75ZM187 187V186H186ZM206 187V186H205ZM235 188V186H233ZM53 188V187H52ZM61 188V187H60ZM112 188V187H111ZM120 188V187H119ZM131 188H133V186H131ZM135 188V187H134ZM139 189V187H136ZM144 188V187H143ZM208 188V186H207ZM263 188V186H262ZM45 189V188H44ZM43 189V190H44ZM47 189V187H46ZM51 189V188H50ZM65 189V188H64ZM116 189V188H115ZM146 189V188H145ZM148 189V188H147ZM182 189V190H181ZM188 189V188H187ZM233 189V188H232ZM25 190V188H24ZM42 190V189H40ZM62 190V189H61ZM113 190V189H112ZM119 190V189H118ZM121 190V189H120ZM119 190V191H120ZM135 190V193L137 192V189H131ZM149 190V189H148ZM163 190V188H162ZM185 190V189H184ZM206 190V189H205ZM237 190V189H235ZM48 191V190H47ZM51 191V190H50ZM56 191V190H54ZM64 191V190H63ZM67 190L65 189L64 192H66ZM111 191V190H110ZM122 191V190H121ZM143 190H141L142 192ZM145 191V190H144ZM143 191V192H144ZM195 191V190H194ZM258 191V190H257ZM46 191H44L45 193ZM68 192V191H67ZM77 192V191H76ZM109 193V191H107ZM106 192V193H107ZM123 192V191H122ZM139 192V191H138ZM149 192V191H148ZM147 192V193H148ZM201 192V193H202ZM255 192V191H254ZM24 193V192H23ZM33 193V192H32ZM43 193V192H42ZM44 193L42 194V196L38 199V205L39 207L42 206V203H45V195ZM50 194V192H47ZM46 193V195H47ZM53 193V192H52ZM125 193H126V188H125ZM140 193V192H139ZM182 193V192H181ZM200 193V195H201ZM259 193V192H258ZM28 194V193H27ZM37 194V193H36ZM35 194V195H36ZM40 194V193H39ZM48 194V195H49ZM56 194V193H55ZM80 194V195H81ZM94 194L97 195L96 199L94 197ZM105 194V193H104ZM119 194V193H118ZM129 194V193H128ZM137 194V193H136ZM142 194V193H141ZM144 194V193H143ZM183 194V193H182ZM197 194V193H196ZM260 194V193H259ZM47 195V196H48ZM61 195V194H60ZM106 195V194H105ZM120 195V194H119ZM133 195V192L132 194ZM146 195V194H145ZM143 195V196H145ZM250 195V194H249ZM23 196V195H22ZM38 196V195H37ZM71 196V195H70ZM129 196V195H128ZM138 196V195H137ZM161 196V195H160ZM180 196V195H179ZM183 196V195H182ZM229 196V197H228ZM242 196V197H241ZM246 196V195H245ZM25 197V196H24ZM35 197V196H34ZM54 197V196H53ZM61 197V196H58ZM63 197V196H62ZM65 197V196H64ZM67 197V195H66ZM65 197V198H66ZM109 197V196H108ZM133 197V196H132ZM130 198L131 200L127 201L129 202V204L127 205L128 208H131V206L136 205L134 199ZM159 197V196H158ZM228 197V198H227ZM259 197V196H258ZM47 198V197H46ZM57 198V197H56ZM56 198L54 197L53 199ZM64 198V199H65ZM68 198V197H67ZM66 198V199H67ZM70 198V197H69ZM73 198V197H72ZM89 198V200H90ZM107 198V196H106ZM112 198V197H111ZM203 198L201 201H203ZM244 198V197H243ZM251 198V197H250ZM36 199V198H35ZM48 199V198H47ZM52 199V200H53ZM80 199V198H79ZM84 199V198H83ZM123 199V198H121ZM133 199V200H132ZM177 199V198H176ZM191 199V197H190ZM31 200V199H30ZM34 200V199H33ZM186 200V199H185ZM13 201V200H12ZM18 201V200H17ZM48 201V200H47ZM46 201V203H47ZM50 201V200H49ZM48 201V202H49ZM62 201V199H61ZM64 201V200H63ZM88 202V199L85 200ZM84 201V202H85ZM101 201V200H100ZM121 201V200H120ZM123 201V200H122ZM121 201V202H122ZM155 201V200H154ZM197 201V200H195ZM201 201H197L198 203ZM241 201V200H240ZM5 202V201H4ZM67 202V201H66ZM64 202V203H66ZM98 203V201H96ZM135 202V204H134ZM142 203V201H140ZM139 202V203H140ZM178 202V201H177ZM196 202V204H197ZM245 202V201H244ZM9 203V202H8ZM12 203V202H11ZM28 203V202H27ZM31 203V202H30ZM33 203V202H32ZM50 203V202H49ZM59 203V202H58ZM106 204V201L104 202ZM137 203V204H139ZM150 203V202H149ZM153 203V202H152ZM243 203V202H242ZM4 204V203H3ZM7 204V203H6ZM4 204V205H6ZM14 204V203H13ZM60 204V203H59ZM71 204V203H70ZM74 204V202H73ZM87 204V203H85ZM90 204V205H91ZM112 204V203H111ZM114 204V203H113ZM134 204V205H132ZM174 204V203H173ZM237 204V203H236ZM9 205V204H8ZM16 205V204H15ZM44 205V204H43ZM61 205V204H60ZM67 205V204H63ZM72 205V204H71ZM71 205H69L71 207ZM97 205H100V203H98ZM107 205V204H106ZM124 205V204H123ZM122 205V206H123ZM130 205V206H129ZM239 205V204H238ZM31 206V205H30ZM36 206V205H34ZM55 206V205H53ZM62 206V207H63ZM119 206V205H118ZM139 206V205H138ZM174 206V205H173ZM189 206V205H188ZM187 206V207H188ZM9 207V206H8ZM12 207V206H11ZM19 207V206H18ZM28 207V206H27ZM44 207V206H43ZM47 207V205H46ZM50 207V206H49ZM61 207V206H60ZM79 207V206H78ZM140 207L142 209V205L140 204ZM139 207V208H140ZM145 207V206H144ZM147 207V206H146ZM183 207V206H182ZM185 207V206H184ZM195 206H193L194 208ZM6 208V207H5ZM5 208L3 207V209L5 210ZM34 208V207H33ZM66 208V207H65ZM69 208V207H68ZM67 208V209H68ZM90 208V209H91ZM102 208V207H101ZM110 208V207H109ZM149 208V206H148ZM154 208V207H153ZM186 208V207H185ZM197 208V207H196ZM194 208V209H196ZM231 208V207H230ZM235 208V207H233ZM11 209V208H10ZM40 209V208H39ZM50 209V208H49ZM60 208L58 207V210ZM79 209V208H78ZM89 209V208H86ZM94 209V208H93ZM96 209H98L96 207ZM95 209V210H96ZM100 209V208H99ZM103 209V208H102ZM113 209V208H112ZM138 209V207H137ZM157 209V210H158ZM176 209V208H174ZM178 209V208H177ZM180 209V208H179ZM18 210V208H17ZM16 210V211H17ZM41 210L42 207H41ZM62 210V209H61ZM60 210V211H61ZM71 210H73L71 208ZM92 210V209H91ZM101 210V209H100ZM115 210V209H114ZM154 210V211H157ZM225 211V209H222V211ZM227 210V209H226ZM237 210V209H236ZM13 211V212H16ZM32 211V210H31ZM50 211L47 209V212ZM55 211V209H54ZM144 211V210H143ZM182 211V210H181ZM3 212V211H2ZM52 212V211H51ZM58 212V213H57ZM56 213L59 214L60 212L57 211ZM98 212H100L98 210ZM103 212V211H102ZM129 212V211H128ZM160 212L157 213L160 215ZM168 212V211H167ZM176 212V211H175ZM7 213V212H6ZM20 213V212H19ZM25 213V212H24ZM34 213V212H33ZM33 213L31 212V214H29L28 216H26L25 218L23 217V222L22 224L19 223L20 225H22V229L21 227V231L24 232V234L26 235L27 231L29 230L31 227V223L33 222L34 218H35V213L33 215ZM62 215L64 216V212ZM101 213V212H100ZM119 213V212H118ZM219 213V212H218ZM3 214V213H2ZM38 214V213H37ZM49 214V213H48ZM56 214V215H57ZM67 214V213H66ZM129 214V213H128ZM135 214V213H134ZM154 214V213H153ZM152 214V215H153ZM156 214V213H155ZM157 214V215H158ZM187 214V213H186ZM216 214V215H215ZM221 214V213H220ZM234 214V213H233ZM239 214V213H238ZM20 215V214H19ZM42 215V214H41ZM61 215V214H60ZM69 214H67L66 216H68ZM71 215L68 216V220H66L67 222H70L71 219ZM83 215V213H82ZM141 215V214H140ZM156 215V216H157ZM166 215V214H165ZM169 215V214H168ZM5 216V215H4ZM24 216V215H23ZM38 216V215H36ZM77 216V215H76ZM101 216V215H100ZM135 216V215H134ZM147 216V215H146ZM145 216V217H146ZM162 216V215H161ZM175 216V215H174ZM217 218H216V217ZM56 216L54 215V218ZM61 218H63L62 216H60ZM74 217V216H73ZM91 217V216H90ZM95 217V216H94ZM93 217V218H94ZM123 217V216H122ZM121 217V218H122ZM126 217V216H125ZM144 217V218H145ZM165 217V216H164ZM169 217V216H168ZM173 217V216H172ZM190 217V216H189ZM221 217V215H220ZM20 218V217H19ZM39 218V217H38ZM37 221H40L38 220ZM59 218V217H58ZM65 218V216H64ZM78 218V217H77ZM81 218V215H80ZM79 218V219H80ZM84 218V217H82ZM117 218V216L115 217ZM130 218V217H129ZM151 218V217H150ZM149 218V219H150ZM154 219V217H152ZM157 218V217H156ZM159 218V217H158ZM174 218V217H173ZM215 218V219H214ZM230 218V217H229ZM4 219V218H3ZM9 219V218H8ZM13 219V218H12ZM40 219H43L42 216H40ZM135 219V218H134ZM152 219V221H154ZM166 219V218H165ZM180 219V218H179ZM187 219V218H186ZM14 220V219H13ZM54 220V219H53ZM58 220V219H57ZM60 220V218H59ZM84 220V219H83ZM137 220V218H136ZM214 220L215 223H214ZM20 221V220H19ZM42 221V220H41ZM61 221L63 222L64 220L61 219ZM82 222V220H79ZM95 221V220H94ZM97 221V219H96ZM117 221V220H115ZM124 221V220H123ZM128 221V220H127ZM163 221V220H162ZM165 221V220H164ZM35 222V221H34ZM74 222L71 221L70 223ZM78 222V221H77ZM84 222V221H83ZM82 222V223H83ZM114 222V221H113ZM150 222V220L148 221ZM171 222V221H170ZM219 222V221H218ZM218 222L216 224H218ZM9 223V222H8ZM16 223V222H15ZM41 223V222H40ZM51 223V221H50ZM58 223V221H57ZM65 223V221L62 223ZM81 223V224H82ZM11 224V222H10ZM69 224V223H68ZM80 224V223H79ZM80 224V225H81ZM87 224V222H86ZM136 224V223H135ZM34 225V224H33ZM40 225V224H39ZM52 225V224H51ZM59 225H61V223H59ZM66 225V224H64ZM74 225V224H73ZM124 225V224H123ZM153 226V224H150ZM157 225V224H156ZM167 225V224H166ZM176 225V224H175ZM6 226V225H5ZM9 226V225H8ZM36 226V225H35ZM71 226V225H70ZM76 226V225H75ZM117 226V225H116ZM172 226V225H171ZM227 226V225H226ZM30 227V228H29ZM33 227V226H32ZM38 227V226H37ZM42 227V226H41ZM61 227V226H60ZM81 228V226H79ZM83 227V226H82ZM87 227V226H86ZM89 227V226H88ZM92 227V226H91ZM109 227H111L109 225ZM160 227V226H159ZM168 227V226H167ZM210 227V228H209ZM215 227V226H214ZM222 227V226H221ZM13 228V227H12ZM16 228V227H15ZM44 228V227H43ZM52 228V227H50ZM56 228V227H55ZM64 228V227H63ZM77 228V227H76ZM162 228V227H161ZM176 228V227H175ZM38 229V228H37ZM45 229V228H44ZM58 229V226H57ZM84 229V228H83ZM88 229V228H87ZM107 229V228H106ZM128 229V228H127ZM145 229V228H144ZM214 229V228H213ZM36 230V229H35ZM63 230V229H62ZM82 230V229H81ZM90 230V229H89ZM134 230V229H133ZM163 230V229H162ZM167 230V229H166ZM15 231V230H14ZM44 231V230H43ZM58 231H60L58 229ZM67 231V230H66ZM78 231V230H77ZM85 231V230H84ZM88 231V230H87ZM92 231V230H91ZM91 231L89 233H85L88 237L89 240L92 241V243L98 241L96 240L95 234L93 235L91 233ZM101 231V230H99ZM106 231V230H104ZM152 231V230H150ZM228 231V230H227ZM225 231V233L227 232ZM13 232V231H12ZM18 232V231H17ZM31 231H28V234ZM38 232V231H37ZM46 232V231H45ZM50 232V231H49ZM93 232V231H92ZM123 232V231H122ZM134 232V231H133ZM159 232V231H158ZM167 232V231H165ZM208 232V233H207ZM213 232V231H212ZM44 233V232H43ZM47 233V232H46ZM58 233V232H57ZM68 233V232H67ZM153 233V232H152ZM174 233V232H173ZM178 233V232H177ZM214 233V232H213ZM224 233V232H223ZM18 234V233H17ZM226 233V235H228ZM31 235V234H30ZM28 235V236H30ZM81 236V234H79ZM84 235V234H83ZM205 235V236H206ZM217 235V234H216ZM18 236V235H17ZM102 236V235H101ZM152 236V235H151ZM176 236V235H175ZM26 237V236H25ZM83 237V236H82ZM97 237V235H96ZM105 237V236H103ZM109 237V236H108ZM150 237V236H149ZM179 237V236H178ZM219 237H217V239L219 240ZM8 238V237H7ZM37 238V237H36ZM45 238V237H44ZM167 238V237H166ZM170 238V237H169ZM208 238V237H207ZM214 238V237H213ZM1 239V238H0ZM3 239V238H2ZM81 239V237H80ZM151 239V238H150ZM163 239V238H162ZM168 239V238H167ZM206 239V237H205ZM215 239V238H214ZM213 239V240H214ZM41 240V239H40ZM169 240V239H168ZM174 240V239H173ZM204 240V239H202ZM26 241V240H25ZM39 241V240H38ZM136 241V240H135ZM175 241V240H174ZM37 242V241H36ZM35 242V244H36ZM162 242V241H161ZM202 245L206 242H202ZM208 242V243H209ZM5 243V242H4ZM12 243V242H11ZM18 243V242H17ZM41 243V242H40ZM39 243V244H40ZM86 243V242H85ZM91 243V244H92ZM207 243V242H206ZM3 244V243H2ZM20 244V243H19ZM48 244V243H47ZM100 244V243H99ZM167 244V243H166ZM45 245V244H44ZM165 245V244H164ZM167 245V246H168ZM207 244V246H210ZM40 246V245H39ZM46 246V245H45ZM92 246V245H91ZM126 246V245H125ZM140 246V245H138ZM205 246V245H204ZM36 247V245H35ZM88 247V246H86ZM98 247V246H97ZM202 247V246H201ZM31 248V247H30ZM44 248V247H43ZM89 248V247H88ZM94 250V247H92ZM166 248V246H165ZM18 249V248H17ZM29 249V248H27ZM85 249V248H84ZM97 249V248H96ZM167 249V248H166ZM208 249V248H207ZM86 250V249H85ZM91 250V249H90ZM92 250V251H93ZM148 250V248H147ZM1 251V250H0ZM8 251V249H7ZM36 251V250H35ZM87 251V250H86ZM20 252V251H19ZM22 252V251H21ZM25 252V251H24ZM34 252V251H33ZM61 252V251H60ZM88 252V251H87ZM164 252V251H163ZM8 253V252H7ZM42 253V252H41ZM93 254V253H92ZM143 254V253H142ZM31 255V254H30ZM29 255V256H30ZM24 256V255H23ZM164 256V255H163ZM34 257V256H33ZM4 258V257H3ZM21 258V257H20ZM30 258V257H29ZM28 258V259H29ZM15 259V258H14ZM138 259V258H137ZM141 259V258H139ZM166 259V260H167ZM19 260V259H18ZM70 260V259H69ZM164 260V259H163ZM12 261V260H11ZM27 261V260H26ZM32 261V260H31ZM166 261V262H168ZM13 262V261H12ZM138 262V261H137ZM159 262V260H158ZM157 262V263H158ZM253 262V263H252ZM68 263V262H67ZM140 263V262H139ZM165 263V262H164ZM169 263V262H168ZM17 264V263H16ZM138 264V263H137ZM152 264V263H151ZM166 264V263H165ZM261 264V262H260ZM264 264V263H262Z\"/></svg>", "mask_w": 264, "mask_h": 264}]
</instances>
